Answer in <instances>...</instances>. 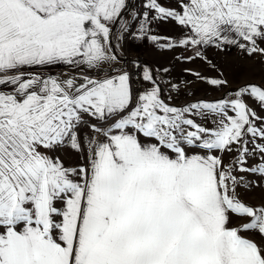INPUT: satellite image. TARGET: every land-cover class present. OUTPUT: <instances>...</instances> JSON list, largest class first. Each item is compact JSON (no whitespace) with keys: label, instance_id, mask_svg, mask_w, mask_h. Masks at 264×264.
Masks as SVG:
<instances>
[{"label":"snow or ice","instance_id":"snow-or-ice-1","mask_svg":"<svg viewBox=\"0 0 264 264\" xmlns=\"http://www.w3.org/2000/svg\"><path fill=\"white\" fill-rule=\"evenodd\" d=\"M233 51L264 63V0H0V264H264V77Z\"/></svg>","mask_w":264,"mask_h":264},{"label":"rangeland","instance_id":"rangeland-1","mask_svg":"<svg viewBox=\"0 0 264 264\" xmlns=\"http://www.w3.org/2000/svg\"><path fill=\"white\" fill-rule=\"evenodd\" d=\"M161 33L171 34V29L168 27H161L159 29ZM125 55L129 58L139 56L140 58L147 60L151 64H166L171 54H161L157 52L150 44L138 45L136 42H130L124 49ZM214 53L209 52V56H213ZM218 62H220L225 70L228 78L233 81L234 84L243 82L244 80H252L259 82L264 77V63L261 62L260 57H256L252 60L241 59L235 51L226 56H217ZM187 67H194L196 65H186ZM179 75V66L173 76ZM190 78V77H189ZM197 95H203L202 90ZM264 115V113H261ZM261 193L259 191L251 193L250 197L253 202H256L260 198Z\"/></svg>","mask_w":264,"mask_h":264}]
</instances>
